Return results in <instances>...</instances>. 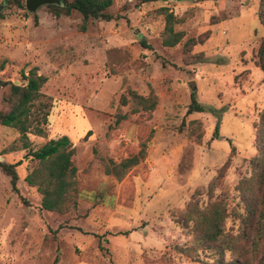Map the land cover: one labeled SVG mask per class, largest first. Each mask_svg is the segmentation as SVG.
Wrapping results in <instances>:
<instances>
[{
    "label": "rangeland",
    "instance_id": "374dc122",
    "mask_svg": "<svg viewBox=\"0 0 264 264\" xmlns=\"http://www.w3.org/2000/svg\"><path fill=\"white\" fill-rule=\"evenodd\" d=\"M24 1L0 0V81L25 85L33 70L50 106L42 136L0 125V162H19L16 191L0 173V264H214L209 251L186 250L191 223L182 213L191 201H222L225 231L239 233L236 186L250 176L264 112L259 0H111L112 19L89 21L83 32L77 13L54 18L43 6L31 14ZM166 20L182 34L173 47L161 46ZM203 33L186 52L185 41ZM7 91L0 88V112ZM129 91L153 94L154 109L141 111ZM192 92L203 111L187 115ZM62 136L73 149L76 195L57 214L40 208L23 179L36 166L27 152ZM132 156L136 165L104 174L109 161ZM224 163L208 200L205 188ZM240 244L223 260L258 264L259 253Z\"/></svg>",
    "mask_w": 264,
    "mask_h": 264
},
{
    "label": "trees",
    "instance_id": "16d2710c",
    "mask_svg": "<svg viewBox=\"0 0 264 264\" xmlns=\"http://www.w3.org/2000/svg\"><path fill=\"white\" fill-rule=\"evenodd\" d=\"M147 0H142L141 3ZM6 7H20V0H3ZM111 5V0H65V5L57 7L47 5L44 8L54 18L69 16L75 12L80 16L79 30L85 31L89 21H110L112 19L106 10ZM3 18L0 13V20ZM256 19L264 29V0H259ZM181 33L171 31L170 20L165 25L160 36L161 46L173 47L180 39ZM208 38V33H203L195 39L185 41L183 48L186 52L192 46L202 44ZM255 64L264 80V36L260 38L255 51ZM25 85H12L10 82L0 81V88L8 86L7 94L3 97L6 104L5 110L0 112V125L14 129L21 138L26 133L42 136L43 131L39 125L45 122L49 110V100L43 99L39 93L40 87L45 82L42 76H37L33 70L27 76H22ZM136 105L143 112L150 113L156 104V97L148 93L146 97L138 96L129 91ZM42 98L43 101L40 100ZM119 104L125 105L126 100L120 96ZM203 109L198 105L193 92L189 95V104L185 114L200 113ZM137 112L134 110V113ZM256 154L249 160L250 176L238 181L236 191L242 205V212H234L238 220L239 233L232 236L224 229L225 207L222 201H207L206 205L199 208L195 202H188L183 210L186 222L191 223V244L187 251L196 249L209 251L215 256L214 264H237V261H224V251L236 252L242 249L241 242L249 243L253 253H259L258 264H264V112L260 114L254 127ZM25 140V139H23ZM139 152V156L141 155ZM73 149L65 136L56 140H48L40 148L28 151L26 156L36 162V166L24 177L23 181L29 187H34L40 194V208L57 214L65 213L70 206L75 205V168L71 157ZM138 157H129L114 165L109 161L111 168L104 166V174L115 173L118 168L125 170L137 164ZM102 162V159L99 158ZM19 162L9 164L0 162V173L8 178L12 191H16L18 180L15 167ZM226 167L224 163L216 170V175L208 182L205 191L208 200L212 191L217 187L222 172ZM119 178V176H115ZM240 256V254H239Z\"/></svg>",
    "mask_w": 264,
    "mask_h": 264
},
{
    "label": "water",
    "instance_id": "95a60500",
    "mask_svg": "<svg viewBox=\"0 0 264 264\" xmlns=\"http://www.w3.org/2000/svg\"><path fill=\"white\" fill-rule=\"evenodd\" d=\"M173 1H180V0H173ZM47 5H54L57 7L65 5V0H25L24 1V8L28 13H35L37 9ZM188 87L190 90L194 89V83L189 82Z\"/></svg>",
    "mask_w": 264,
    "mask_h": 264
}]
</instances>
